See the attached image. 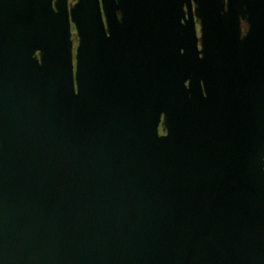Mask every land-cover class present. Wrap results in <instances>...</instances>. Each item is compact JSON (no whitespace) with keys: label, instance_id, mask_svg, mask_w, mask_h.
Listing matches in <instances>:
<instances>
[{"label":"water","instance_id":"1","mask_svg":"<svg viewBox=\"0 0 264 264\" xmlns=\"http://www.w3.org/2000/svg\"><path fill=\"white\" fill-rule=\"evenodd\" d=\"M0 264H264V0H0Z\"/></svg>","mask_w":264,"mask_h":264},{"label":"flooded vegetation","instance_id":"2","mask_svg":"<svg viewBox=\"0 0 264 264\" xmlns=\"http://www.w3.org/2000/svg\"><path fill=\"white\" fill-rule=\"evenodd\" d=\"M72 1V0H71ZM198 29H199V26H198ZM247 29V24L244 22L243 23V31H246ZM74 33H75V30H74ZM163 132V131H162Z\"/></svg>","mask_w":264,"mask_h":264}]
</instances>
